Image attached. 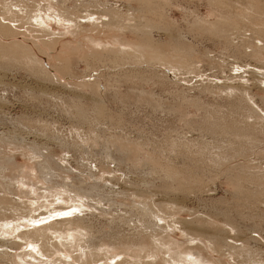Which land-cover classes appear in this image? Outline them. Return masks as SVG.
Here are the masks:
<instances>
[{
  "label": "bare ground",
  "instance_id": "1",
  "mask_svg": "<svg viewBox=\"0 0 264 264\" xmlns=\"http://www.w3.org/2000/svg\"><path fill=\"white\" fill-rule=\"evenodd\" d=\"M70 1L72 0H0V71H3L2 73L4 77L8 74H11L13 70L18 69H21L28 73L30 76H33L35 79H37V81L45 80L46 82V80H48L49 82L57 81L61 83L62 79L68 77L70 79L69 83L73 84L72 82L75 81L73 86L80 87V89L82 88L84 90H90L94 100L98 101L100 99L99 102H101L100 95L110 92L111 84L110 80H106L105 78L107 74H104V71L102 72V70L100 71L99 69H95V65L100 64L101 66H103L104 64L109 63L112 69L118 68L120 71L117 74L115 82H119V79L122 82L123 79L127 80L130 77L133 78V74H136V78H139L140 76L137 77V74L139 73L141 74V77H146L143 76V73L145 75V73H147L148 71L159 72L158 70L164 71V76L168 78H171L169 72L174 76V78L178 76V73L181 75L184 74L182 72H188V74L190 73L189 75H192L191 73H198L200 74L198 76L203 77L200 68L203 61H207V58L208 60H210L209 64H214V66L217 68L226 70V68L228 67V62L224 61L223 58H216L213 60L211 59L212 57L210 59L209 57H207L206 59H204V54L201 55L200 53H195V44L189 42V40H187L186 38L185 43L183 40L184 38H181L183 40V45H179V41H181L180 35L183 36V27L181 29V26H177L174 22V19L168 14H165L168 12L164 11L166 7L169 9V6L173 2V0H137V2H134L139 5L137 9L139 10L140 8V12L144 11V14L147 12H151L152 14L157 15L159 18L156 16V21L159 19V21H157L159 23H155L154 19L148 20L150 17L147 16L149 17L147 19V17L144 15L143 17H146V19L148 20L147 21L145 19L147 23L144 22L145 24L143 23V25L141 23L143 21L140 22L139 20L138 22L142 24H140L141 29L138 28V32L134 31V33L137 32L141 34L137 35L136 33L139 40L136 41V43H132L130 41H127V39L124 44L121 42L120 38H115L114 40H111V38L107 40L105 38V35H107L112 29H118V31H120L119 29L121 28V26L123 27V24H121L122 16L119 17L120 19H118L120 21L115 20V16H118V14H115V12L117 13V11L113 12L114 10L111 11V8L109 9L107 7V3H109L110 0H103V4H101L102 0H95V2H87L86 0H82V2L80 3V0H75L74 4H72V2L69 3ZM188 1L190 3L196 2L195 0ZM198 1H203L209 6L210 15L198 14L200 12H198V10H195L194 8L195 11L191 12L190 15V17L192 16L194 20L189 22V25L187 26L188 32L192 35L198 34L203 39L211 40L212 43L221 46L226 51L232 46V48L235 49L234 55H236L238 58H246L252 61L259 62V64L255 66H251V64L243 66L241 64H236L239 74H229L227 79L229 81L238 78L239 87L227 84L219 85L220 87H218L213 83L206 84L203 87V92H209L211 94L212 92H215V89H219L220 92H224L222 91L223 89L226 91V93L231 92L241 94V98L243 99V101H245L246 105L242 109V111H240L241 113L238 110H235L236 115L228 117L229 119L226 118V114L224 115L225 118L220 117V115L219 117L215 115L218 113V110L215 114L210 113V119L205 120L208 121V123H202L203 125L206 124V126H204L202 129L209 136V139H207V141L201 142L198 140L194 141L193 139L188 141V137L186 138L185 136H182V134H178L179 136H176L178 141L175 139L173 143L171 142L172 147H174L175 149H171L179 151L184 156L192 155L193 157H195V160L196 158L198 159L197 161L194 160L195 162H191V164L188 165L190 167H184L183 169H181V171L175 168L176 165L167 160H165L167 161L165 162L161 158L159 159L157 156L154 158L152 157V159H149L148 156H145L142 159V147L147 142L143 143L144 141L140 140L139 142H134V144L132 142V139L128 137L129 135H126L123 127H120L121 129L119 128V131H117V121H115V123L117 122V129H115L116 127H114V134L112 133L113 135L110 132L111 135L109 134L110 136H108V138L105 137V135L103 138V132H101L100 134H102V136H100L99 132H96L94 130V126L90 121L92 119L101 121V119L104 120V118L107 117L113 120L112 115L109 114L110 112L106 113L107 110H105V107L102 106L103 104L97 102L95 104V107L93 109H90V112H94L95 115V117L92 118L94 115H88L90 112H88L81 104H79V101L75 99V95L69 97L68 100L65 98L67 100L66 105L64 104L65 109L71 110L69 113L73 115V120H76L77 123L73 125L71 130V134L73 137H71L73 139L71 145L73 146V148L76 149V151H82L83 148H86L87 146L95 147L101 142H105V146L102 149L103 153L100 155V158H96V156H98L97 154H95L96 156L94 154L91 155V159L87 158V160H91V166L86 163L84 164V162L83 164H81L83 175L87 178L88 181L83 182L85 179H80L79 182L77 181L79 183V187L77 185H73L75 182H73V180H71L68 176H65L61 179L58 178L61 180V182H57L55 179H57L56 177H58V175H56L55 173V165L53 162L49 161L50 159H46L42 163L36 164L40 176L45 182L43 183L48 186L46 189L44 188V191H42L40 195L33 192V196H31V193L28 190L24 191L23 189L26 188H23L21 186V188H19L18 194V199H20L21 201L14 199L7 200V204L5 205L4 209L5 212H3L2 210L1 211L3 213L0 212V223L3 222L0 225L1 262L3 261L5 264H161V261L155 262L150 259V261L147 260L148 257H155L157 259L158 253L163 251L161 247H164L166 249L165 253L170 254L169 260H167V262L171 264H207L206 262H204L205 260L201 259L200 262L185 260L188 255H199L198 258L201 257L200 255L202 253H199L196 250L200 249L199 246H188L187 248L183 249L178 242L175 243V246H172L170 244V240L168 239V237H166V235H164V232H162L165 229V225L162 224L160 226L158 224V221L166 223L165 218L160 216L162 214L167 216L168 218L175 217V221H173L172 223L174 224V226H180L179 230L184 234V236L186 235L185 237L192 236L194 237V239L197 237H199V239L204 238L210 242L212 249L216 252L226 249L232 256L242 257V264L247 263V260L249 259L248 256L252 253V249L250 248L249 243L253 239L243 242V247L238 248L237 246H232L231 244H229V242H227L228 238H225V234L227 233L220 226L221 224L218 221L215 220L213 222H208L202 219L203 221H201L200 223H196L194 221L188 222L186 220H182L179 217L177 218V216H180L182 209L178 205H176L177 201L175 199L177 198H172L174 197L173 194L171 197L169 196L171 193L164 192L165 196L166 194H168L169 196V200L164 203H160L154 198L158 195V189H162L164 185L162 186V188L156 187V192L153 191V186L163 184V182L165 183V181H163L164 176L167 178V185L165 184L166 187H168L170 191H173L175 193L174 195H177L178 192L186 189L184 184L182 183V178H185V174H181L183 172H186V175H189L191 177V182L196 184V187H189L191 192L195 191L196 189L197 191H199L200 189L205 187L213 176V174L212 176L210 175L211 173L216 172L228 175L230 172H236L242 175L241 178H232L235 185L239 188V191L244 193L246 195V198H248L253 193V191L247 189L245 185L249 184L252 187H259L262 191L264 200V174L258 172H250L251 166H256V168H258L261 162L264 161V141H260L261 138H264V116H262L264 115V111L261 109L262 113L260 114L258 112L259 110L257 111L253 107L255 105L253 96L255 95L252 96L251 93V90L253 88H258L261 92L264 93V87H262V81L264 80V0ZM186 6H189V3ZM175 7L179 8L181 6L177 7V5H175ZM128 11L133 10L130 9ZM137 11H135V13L134 11L129 13L136 14ZM128 15L130 14H127V16ZM148 15L151 16L150 13ZM133 20H135V18ZM53 21L57 22V24L59 25L65 24L66 28L71 29L66 34L70 33L74 35L75 38H80L82 42L78 43L77 45L72 44V42L71 44H64L61 49H59L60 39L63 35H65V33H56L51 25V22L53 23ZM123 21H125V19ZM138 22L136 23L138 24ZM137 24L134 25V27H137L139 25ZM126 26L127 25H125V27ZM125 27L123 28V30L128 29V27H126V29ZM130 29L131 28H129V30L126 32L128 33ZM173 29L177 30L179 36H175V34L173 36L170 33L169 39L172 44H170L169 47L167 46V48L164 50V48L162 47L166 44L155 41L153 39V33L156 30L162 31V33H168L169 31L172 32ZM131 33H133V31ZM247 33H250V35H247ZM144 34L147 35V37L143 38L142 35ZM176 42L179 43L176 44ZM159 45H162L161 49L160 47L157 48ZM44 57L48 59L50 67H48L44 62ZM80 62H85L86 67L90 70L94 68L93 73L90 71V75H88L87 73H89V71L88 69H86L88 71L86 72L88 76L84 74V72L82 74H77V69ZM127 65L130 66L127 67ZM132 66L135 67L133 68ZM105 67L106 66H104L103 68ZM106 68L110 69V66H107ZM234 70L235 68L233 69L232 67L230 73ZM75 71L77 72L76 74ZM151 72L148 73L151 74ZM150 74L146 75L148 76ZM188 74L184 75V77L186 76V79H188ZM243 75L249 76L247 79H245ZM150 76L148 78L151 79ZM198 76L196 75L195 77ZM226 76L227 75H225V77ZM136 78L134 77L135 82L138 81ZM141 79H139V81ZM202 80L204 81V79ZM131 81L128 80V82L130 83ZM145 81L142 80V83ZM112 91L113 90H111V94ZM40 93L41 95L43 94V96H45L46 94L43 91H41ZM118 95L120 96L119 92ZM118 95L116 96L118 97ZM32 97L33 99H41L40 97L42 96H40L37 92H33ZM53 97L54 96H52V98ZM262 100L264 101V98ZM48 103H50V101ZM2 106L4 105L0 104V111L3 110ZM230 114H232V112ZM208 115L203 116L208 117ZM200 119L202 120V118ZM22 120V124L30 123V125L28 124L29 126H31V124L35 126L42 123L41 121H38L40 119L37 120L27 117H23ZM119 125L123 126L121 123ZM244 125H248L249 127L246 129L244 128ZM52 126L54 127L55 125H53L51 122L49 123L47 121H44V123H42V125L38 127L43 129L44 131L49 130V128H53ZM83 128L86 130H84ZM53 131H55V129ZM173 137L172 140L175 138ZM124 138L126 143L123 142ZM126 138L128 139L126 140ZM61 140L63 141V139ZM61 140H59L60 142H57L61 143ZM170 140H166V142ZM149 143H147L146 145H148ZM200 143H204L205 147L203 148L201 146V148L199 146ZM132 144L135 145L134 150L132 149L133 147H131ZM146 145L144 146L145 148ZM158 146V143L154 145V152L156 155H159L158 151L162 150L160 149V146ZM112 147H117V152L115 151L117 157L112 156V154L110 153ZM214 149H216L217 151H214ZM136 150L140 152L139 156L135 155ZM167 151H169V149ZM33 153L35 154V152ZM251 154L257 156H253L254 158L252 160H249V157L252 156ZM38 156L40 157V154ZM171 158L172 156L169 158L170 161ZM60 162L69 164L68 159H60ZM97 162L100 166L105 165V168H100L99 166H97ZM142 162L145 163L143 164ZM254 162H257V164H253ZM113 163L117 164L118 168L115 167L116 169L113 168L114 170H112L110 168V165ZM92 164H94L98 168L97 172L96 170H93ZM127 165L128 170H122L121 167L124 168V166ZM36 167H31L29 171L36 172ZM2 170L3 169H0V171ZM138 170L144 175L149 174L152 178L151 180H142L144 181V185L142 187L145 189H139L137 190L139 192L135 191L132 195H130L134 196L137 199H141L140 201H137L132 198V200L135 201H133L134 205L132 206L131 211L133 213L139 214V217L141 219H145V232L136 231V234H138L137 237H135V234L130 237H123L120 234L117 235L118 233L115 234V232H113L112 235L108 237L107 232L106 236L108 238L101 239V237L103 238V233L101 234L102 236L96 235L97 231L94 226L88 224L86 221L94 216L93 210L96 211L100 209L99 212L103 216L105 214H111L112 211L93 206L99 205L102 207V205L105 206L107 205V203H109L108 205L111 208L112 206L113 208L115 207V205L117 206L118 203H120L118 201L119 197H121L120 199H122L123 197L122 192L116 190V186H119L117 183H120L121 177L123 176L125 177V179L122 185L120 184L121 186L119 187H137L135 184L131 183V178L129 175L134 174V171ZM66 171L67 172L65 173L69 174L71 168L66 169ZM22 172L23 171H21L20 173ZM117 173H121V176H117ZM207 173H209V176ZM19 175L23 176L22 174ZM105 175H113V177L112 179H108L105 177ZM28 176H30V178L32 179L31 174H29ZM150 176L144 177L148 178ZM17 178L19 177L17 176ZM10 180L12 184V181L14 180ZM28 180L30 181V179ZM104 181L106 183H109L111 186L103 187L101 185V182L104 183ZM113 182H115L116 185H113ZM191 182L189 183L191 184ZM0 184L8 185V183L1 180ZM51 185H53V187ZM27 186L30 187V184L28 185L27 183ZM150 186L153 188L151 189ZM130 196H126V200L131 199ZM111 202L115 203L111 204ZM94 203L95 205H93ZM41 210H45L46 212L38 214L37 212H41ZM87 210L91 213H87ZM36 214H38V216H36ZM125 223L123 222V225ZM225 224L226 226H231L228 223ZM168 227L172 226L169 224ZM133 228L137 229L138 226H134ZM141 228H144V226H142ZM231 228L234 230L232 226ZM115 230H118V228L116 227ZM194 239L192 238V241ZM195 240L197 241V239ZM234 240L237 242L240 241L237 240V237ZM202 242L203 241L201 240L200 243ZM115 259H118L120 262L116 261ZM112 260L115 261L111 262ZM263 262L264 260H261V263L258 264H264Z\"/></svg>",
  "mask_w": 264,
  "mask_h": 264
},
{
  "label": "rangeland",
  "instance_id": "2",
  "mask_svg": "<svg viewBox=\"0 0 264 264\" xmlns=\"http://www.w3.org/2000/svg\"><path fill=\"white\" fill-rule=\"evenodd\" d=\"M86 1L87 2H95V0H86ZM195 1H196L195 3L194 2L190 3L188 0H187V2H186V0H173L171 5L169 6V9L166 7V9L164 10V11L168 12L165 14H168L169 16H171L174 19L175 24L177 26H181V29L183 27V36L180 35V39L184 38L183 39L184 43L186 42L185 40L187 39V40H189V42H192L193 44H195V48H194L195 53H198V54L200 53L201 55L204 54L203 55L204 59H206L207 57H209V59L212 57L211 59H213V60L216 58H218V59L223 58L224 61L228 62V67L226 68V70H223L222 68H217L214 66V64H209L210 60H208V58H207L206 59L207 61H205V62L203 61V63H202L203 65L201 64V68H200V71H201V74L203 75V77L198 76V75H200L198 73H196V74L191 73L192 75H189L190 73L188 74V72L187 73L182 72V73H184V74H182L183 76L178 73V76H176L175 77L176 79H175L174 76L169 72L171 78H168V77L164 76V74H163L164 71L158 70L159 72L148 71V72H151V74L147 72L144 75V73H143V76H146V77H141V74L139 73L140 75L137 74V77L138 76H140V77L136 78V76H135L136 74H133L134 77L138 80V81L136 80L137 82L134 81L135 80L134 77L133 78L130 77L127 80L121 79L123 82L122 83L120 81V79L118 80L119 82H115L117 74L120 71L118 68L112 69V67H111V65H109V63H106L104 65L102 64L103 66H101L100 64L95 65V67H94L95 69H99L100 71L102 70V72L104 71V74H107V76L105 78H106V80H110V84H111L110 92H108L107 94H102L104 97L102 95H100L102 103L99 102L100 99L98 101L94 100V98L91 95L90 90H84L82 88L80 89V87L73 86L75 83L74 80H72V81H74V82H72L73 84L69 83L70 79L68 77L65 79H62L61 83L57 82V81H54V82L50 81L49 82L48 80H46V82H45V80H42L43 81L42 82L41 80L37 81V79H35L33 76H30L28 73H26L25 71H23L21 69L13 70L11 74H8L5 77L2 73L3 71L2 70L0 71L1 72L0 79L2 77V79L0 80V104L4 105V106H2L3 110H1L3 113L0 111V169H3L2 171H0V180L8 183V185H6V184L1 185L0 184V212L1 213L5 212L4 209H5V205L7 204L8 199L9 200L14 199V200L21 201L20 199H18L19 198L18 197L19 188H21V186L23 188H26V189H23V188L22 189L24 191L28 190L31 193V196H33L34 193L40 195L41 192L44 191V188L45 189L47 188L48 185L44 184L45 182L42 179V177L40 176L39 170L36 167V164L42 163L46 159H50L49 161L53 162L55 165V169H56L55 173H56V175H58V177H56L57 179H55L57 182L60 183L61 182L60 179L64 178L65 176H68L71 180H73V182H75L73 185H77L78 187H79L78 182L80 179L81 180L85 179L83 182L88 181L87 178L83 175V169L81 167V164H83V162H84V164L86 163V164H89L91 166V160H87V158L89 159L91 157V155H93V154L94 155L97 154L98 156L95 155L96 158H100V155L103 153L102 149L105 146V142L100 141L101 143L95 147L87 146L86 148H83L84 151L83 150L82 151H76V149H74L73 146L71 145V143L73 142L71 130H72L73 125H75L77 123H76V120H73V115L69 113L71 110L65 109V105H66V101L69 99V97L74 96V95L76 97L75 99L77 101H79V104H81L84 107V109H86L88 112L91 111L90 109H93L95 107V104L97 102H99L100 104H103L102 106H104L105 110H107L106 113L110 112L109 114L112 115L113 120L107 117V118H104V120L101 119V121L100 120H94V119H92L90 121V122H92V124L94 126V130L96 132H99L100 136H102V134H100V133L103 132V136H102L103 138H104V135H105V137L108 138V136H110L113 133L114 127H116L118 125V129H117V127L115 129H117V131H119V128L123 127L126 135L127 136L129 135L128 137H130V139H132L133 143L139 142L140 140L144 141L143 143H145V142L149 143L150 142L148 145H146L147 143H145L146 148L144 147L145 145H143V147H142V151H141L142 159L145 156H148L149 159H152V157L154 158L157 156L159 159L161 158L163 161L167 160V161L171 162L172 164L176 165V167L175 166L174 167L177 168L178 170H181L184 167L188 168V167H190L188 165H190L191 162H195L198 160L197 158L195 160V157H193L192 155H185L184 156L179 151H175L174 150L175 148L172 147L173 141L175 139L177 140V137L181 134H182V136H185L186 138L188 137L187 138L188 141H190L191 139H193L194 141L198 140L201 142L207 141V139H209V136L202 129L204 126H206V124L203 125L202 123H204V122L208 123V121H205V120L210 119V117H209L210 113L215 114V113H217V110H218V113L215 115H217L218 117L220 115V117H224V118H225V116H227L226 118H228V117H232V116L236 115L235 110H238L240 112L246 106L245 101H243V99L241 98L242 95L239 93H231V92L226 93V91L223 89H222V91H224V92H220L219 89H217V90L215 89L214 90L215 92H212V94H211L209 92H207V93L203 92L204 91L203 87L209 83H213V84L217 85L218 87H220L219 85H226V84L227 85H233L235 87H239L238 86V82H239L238 78L228 81L227 77L229 76V74L235 75L238 73L237 65L241 64L243 66V65H247V64L250 65L251 64V66H255V65H258L259 62L252 61V60L246 59V58H238L236 55H234L235 49H233L232 46L226 51L221 46H218L215 43H212L211 40L203 39L198 34L192 35L191 33H189L187 26L189 25V22L194 20V18L192 16H191L192 18L190 17L191 12H194L197 9L198 12H200L198 14L210 15V8L207 4H205L203 1H198V0H195ZM71 2H72V4H74L75 0H72L69 3H71ZM80 2H82V0H80L79 3ZM134 2H137V0H133V1L110 0V2L107 3L108 6L106 4V6L109 9L111 8V11H113V10H114L113 12L117 11V13L115 12V14H118V16L117 15L115 16V20L120 21L118 19H120L119 17L122 16L121 24H123V27L121 26V28L119 29L120 31H118V29H112L107 35H105V38L107 40L109 38H111V40L112 39L114 40L115 38H120V40L123 44L126 42L127 39H128L127 41H130L132 43L133 42L136 43V41L139 40V38L137 36L139 34V33H137L138 32L137 29L138 28L141 29V25L144 22L147 23L148 20L154 19L155 23H157V24L159 23V22H157V21H159V19L156 21V18L158 17L157 15L152 14L151 12H147L145 14H144V11L140 12L141 9L139 8L140 11L137 9V7H139V5L137 3H134ZM188 3H189V6H186ZM101 4H103V0H102ZM191 4H194V5H191ZM175 5H177V7H179V6H181V7L176 8ZM186 7H188V8H186ZM101 8H103V7H101ZM194 8H195V10H194ZM130 9L133 10L134 13L137 10L139 12L137 11L136 14L129 13V12H133V11H128ZM186 11H189V12H186ZM119 12H121V13H119ZM139 13H143V14H139ZM149 13L151 14V16L148 15ZM127 14H130V15L127 16ZM141 15H142V17L145 15L146 17L149 16L150 18L147 17V19L149 18L147 20L146 17L142 18ZM152 16H154L155 18ZM129 17H131L132 20ZM126 18H127V20H126ZM134 18L136 21L133 20ZM124 19H125V21H123ZM141 19H143V20H141ZM139 20H140V22L143 21V22H141L142 24L140 22H138ZM134 22H135V24H134ZM136 22H138L139 25ZM118 23H116V24H118ZM136 24L140 27H138V26L134 27V25H136ZM51 25H52L53 30L56 33H61V32L65 33V35H63L62 38L60 39L59 49H61V47L64 44H68V43L71 44V42H72V44L77 45L78 43L82 42V40L80 38H75L74 35H72L70 33L66 34L71 29L66 28L65 24L64 25L60 24L63 26L62 27L59 24H57V22L53 21V23L51 22ZM125 25H127L126 27H128L127 30H123ZM130 25H132V26H130ZM126 27H125V29H126ZM129 28H131L130 31L132 30L133 33H134V31H137V32H135L133 34V33H131L132 31L131 32L129 31L130 33L129 32L127 33L126 31H128ZM118 32H120V33H118ZM121 33H122V35H121ZM136 33H137V35H136ZM170 33L173 36H174V34H175V36H179V33L177 32L176 29H173L172 32L169 31L168 33L167 32L162 33V31L156 30L153 33V35H154L153 39L155 41L165 43L166 45L165 46L163 45V47H162L165 50L167 48V46L169 47V45L172 44V42L169 39ZM184 34H187V35H184ZM188 34H190V35H188ZM139 35H141V34H139ZM247 35H250V33H247ZM142 37L145 38V37H147V35L144 34V35H142ZM183 40L181 39V41H179L180 43L176 42V44L179 43V45H183L182 44ZM77 41H79V42H77ZM161 46L162 45H159L157 48L160 47V49H161ZM206 52H208V53H206ZM223 54H224V56H223ZM43 59H44V62L47 64V66L50 67V63H49L48 59L45 57ZM92 66H94V65H92ZM104 66H106V67L110 66V69L109 68L107 69L106 67L103 68ZM129 66L130 65H127V67H129ZM231 66L233 67V69L235 68V70L230 73V70L232 69ZM132 67L134 68L135 66H132ZM94 68L92 70H90L89 68L86 67L85 62H80L78 69H77L78 73L75 71V74L76 73L82 74L83 72H84V74H86V72L89 71V73H87V74L90 75V71L93 73ZM86 69H88V71ZM105 69H107V70H105ZM185 73L188 74L187 75L188 79L185 78L186 76L184 77V75H186ZM146 74H150L153 77L150 75L147 76ZM196 75L198 77H195ZM225 75H227V76L225 77ZM149 76L151 77V79L148 78ZM243 76L245 79H247L249 75H243ZM139 79H141V80L139 81ZM191 79H192V82H191ZM202 79H204V81ZM208 79H210L211 81ZM67 80H68V82H67ZM128 80H130V81L132 80L131 83L128 82ZM142 80H144V81L146 80L145 81L146 84H145V82L142 83ZM212 80H213V82H212ZM133 81H134V83H133ZM262 82H263L262 87H264V80ZM119 83H121V84H119ZM201 83H202V85H201ZM64 84L65 85L67 84V85L65 86ZM81 90L83 93L81 92ZM111 90H113L112 94H111ZM41 91L46 93L45 96H43V94L41 95V93H40ZM72 91H74V92H72ZM33 92L39 93V95L42 96V97H40L41 99H39V98L33 99V97H32ZM116 92H117V94H116ZM118 92L120 93V96L118 95ZM251 93H252V96L255 95V96H253L254 97V103H255V105L253 107L257 111L259 110L258 112L261 114L262 113L261 111L262 110L264 111V101L262 100L264 98V93L261 92L258 88H253L251 90ZM116 95H118V97ZM52 96H54V97L52 98ZM114 98H116V99H114ZM175 99H177V100H175ZM196 100H197V102H196ZM1 101H3V102H1ZM49 101H50V103H48ZM25 102H27V103H25ZM60 102H61V104H60ZM195 102H196V104H195ZM43 103H45V104H43ZM168 104H170V105H168ZM175 104H177V105H175ZM165 106H166V109H165ZM172 111H174V112H172ZM207 112L209 115L207 114ZM220 112H221V114H220ZM231 112H232V114H230ZM66 113H69V114H66ZM88 115L93 116L94 112H90ZM203 115H208V117L203 116ZM262 116H264V115H262ZM23 117H27V118H31V119H37V120L40 119L38 121H41L42 123H44V121H47L49 123L51 122L55 126L54 127L52 126L53 127V128H51L52 130L49 128L50 131L44 130L45 131V133H44L43 129L38 127V126L42 125V123L37 124L35 126H33L32 124H31V126H29L30 123H26V124L23 123L22 124V121H23L22 118ZM94 117H95V115L92 118H94ZM200 118H202V120ZM228 119H226V120H228ZM115 121H117L119 124L121 123L123 126L119 125L117 122H116L117 123V125H116ZM99 122H101V123H99ZM200 125H202V126H200ZM190 126H192V127H190ZM248 127H249L248 125H244V128L247 129ZM54 129H55V131H53ZM84 130H86V129H84ZM110 130H112V131H110ZM110 132H111V134H110ZM48 133H50V134H48ZM3 135H5V136H3ZM44 135H46V136H44ZM168 135L170 137L173 135L175 138L172 136L174 138L172 140V137L170 138ZM139 138H143V139H139ZM61 139H63V141ZM127 139L128 138H126V140ZM59 140H61L64 143H62V142L59 143L60 142ZM166 140H170V141L166 142ZM57 141H59V142H57ZM68 141H69V143H68ZM260 141L263 142L264 138H261ZM123 142L126 143L125 138L123 139ZM164 142H166L167 145ZM125 143H123V144H125ZM154 143H156V144L158 143L160 146V149H162V150L158 151L159 155H156L154 152V145H156ZM160 143H161V145H160ZM134 144L131 145V147H133L132 148L133 150H134V146H135ZM162 144H163V146H162ZM169 144H171V145H169ZM199 146L200 147L202 146L203 148L205 147L204 143H200ZM164 147H166V148H164ZM116 148L117 147H115V148L112 147V150H110V153L114 157H117L116 156L117 155L116 154V152H117ZM171 148H174V149H171ZM165 149H167V150L169 149V151H167ZM138 150H139V148H138ZM138 150H136V154H135L136 156L137 155L139 156V154H140V152ZM172 150H174V151H172ZM215 150L216 149H214V151ZM33 152H35L36 156ZM39 154H40V157L38 156ZM251 155L252 156L249 157V160H252L254 157L257 156V155H253V154H251ZM163 156H165L166 159ZM171 156H172V158L170 161L169 158ZM182 156H184L186 158H184ZM187 156H188V158H187ZM191 158H193V159H191ZM60 159H68L70 166H69V164H66L65 162L64 163L60 162ZM83 159H84V161H83ZM70 161H73V162H70ZM167 161H165V162H167ZM56 162H58V163H56ZM97 164H98L97 166H99L100 168H105V165L100 166L98 162H97ZM164 164H166V163H164ZM253 164L256 165L257 162H254ZM66 165H67V167H66ZM31 167H33V168L36 167V172H34V171L30 172L29 170L31 169ZM95 167L96 166L94 164H92L93 170L94 171L96 170V172H97L98 168L96 167V169H95ZM115 167L118 168V165L114 164V163L110 165V168L112 170L116 169ZM69 168H71V171L69 174L67 173L68 174L67 175L65 172H67L66 169H69ZM121 168L124 171L128 170V165L124 166V168L123 167H121ZM63 170H65V171H63ZM21 171H23V172L20 173ZM27 171H28V173H27ZM134 172H135L134 174H130L129 176L131 178L130 179L131 183L135 184L137 187H133V186L119 187L122 185V183L125 179V177H123V176L121 177L120 183H117L119 186H116V190L121 191L123 194L122 199H120L121 197H119L118 201L120 203H118L117 206L115 205L114 208H113V206L111 208L108 205L109 203H107V205H105V206L102 205V207L99 205H95V203L93 204V205H95L93 207L104 208L106 210L112 211L111 214H109V215L105 214L103 216L99 212L100 209H98L96 211L93 210L94 216L86 221L88 224H91L92 226H94V228L97 231L96 235L100 236L103 233V238L101 237V239L108 238L110 235H112L113 232H115V234L118 233L117 235L120 234L123 237H130L133 234H135V237H137L138 234H136V231L137 232L138 231L145 232L144 231L145 230V225H144L145 219H143V218L141 219L139 217V214L133 213L131 211L132 210L131 208L134 205L133 201H135V200L140 201L141 199H137L134 196H130V195H132L133 192H135V191L139 192V191H137L139 189L140 190L145 189L142 187L144 185L143 184L144 181H142V180H151L152 178L149 174L144 175L139 170L134 171ZM250 172H258V173L264 174V161L261 162V164L259 165L258 168H256V166H251ZM23 173H25V174H23ZM12 174H14V175H12ZM19 174H22L23 176H21ZM27 174L28 175L31 174L33 180ZM181 174L182 175L185 174L184 175L185 178H182V183L184 184L186 189L181 191V192H178L177 195H174L175 193L173 191H170V189L168 187H166L167 178L164 176L163 181H165V183L163 182V184H158L157 186H153L154 188L150 186V188L151 189L153 188V191L156 192V187L162 188V186L164 185L162 189H160V190L158 189V191H159L158 195L159 196L158 195L155 196L154 197L155 200H158V202H160V203H164V202H167L169 200L168 197L169 196L172 197V194H173L174 197H172V198H174V199L177 198V199H175L177 201L176 205H178L182 209L180 216H177V218L179 217L182 220H186L188 222L194 221L196 223H200L203 220H206L208 222H213L215 220L218 221L221 224L220 226L227 233V234H225V238H228L227 242H229V244H231L232 246L234 245V246H237L238 248H240V247H243V242H246V241H249L250 239L251 240L253 239L249 243L250 248L252 249V253H251V255L248 256L249 259L247 260L246 264L261 263V260H264V200H263V194H262L261 189L259 187H256V186L252 187L249 184L245 185L247 189L253 191V193L248 198H246V195L239 191V188L235 185V183L232 180V178H241L242 177L241 174L236 173V172H230L228 175H224V174L214 172V173L210 174L211 176L213 174V176L211 177V180L208 182V184L205 187H203L199 191H197V189H196L195 191L191 192L189 187L190 188L196 187V184L191 182L192 181L190 179L191 177L189 175H186V172H183ZM207 174L209 176V173H207ZM116 175L121 176V173H117ZM143 175L144 176H150V177H148L149 178L148 179L147 177H144ZM17 176L19 178H17ZM25 176H26V178H25ZM105 177L108 179H112L113 175H105ZM132 177L134 180L132 179ZM7 178L14 180V181H12V184L10 182L11 180L7 179ZM58 178H60V179H58ZM206 178H207V176H206ZM28 179H30V181ZM8 180L10 183L8 182ZM19 181H21V182H19ZM25 181H26V183H25ZM189 182H191V184ZM27 183H28V185L30 184V187L27 186ZM101 183L100 184L103 187L111 186L109 183H106L105 181H104V183L103 182H101ZM38 184H40V185H38ZM23 185H25V186H23ZM53 185H55V184H53ZM53 185H51V186L53 187ZM113 185H116V183L113 182ZM164 187H165V190H164ZM32 189H34L35 191ZM36 190H38V191H36ZM164 192L165 193L169 192L171 194L169 196H168V194H166V196H165ZM126 196H130L131 199L126 200ZM132 198L135 200H132ZM42 201H44V200H42ZM113 203H115V202H113ZM113 203L111 202V204H113ZM155 209H156V207H155ZM45 212H46L45 210H41V212L39 211L37 213L40 214V213H45ZM48 212H50V211H48ZM88 212L91 213L90 211L87 210V213ZM38 214H36V216H38ZM133 215H134V217H133ZM160 216L165 218L166 223H164L162 221L161 222L158 221V224L160 226L162 224L165 225L164 226L165 229L162 232H164V235H166V237H168V239L170 240V244L172 246H175V243L178 242L183 249L187 248L188 246H190V247L199 246L200 247V249H196V250H197V252L202 253L200 255L201 257L198 258L199 255L198 256L188 255L185 260L200 262V259H201V260H205L204 262H206L207 264H242L241 263V261L243 259L242 257H236V256L234 257L231 254H229L226 249H223V251L221 250L219 252H216L215 250L212 249L210 242L204 238L199 239V237H197V238H195V239H197V241H196L194 239V237H192V236L185 237L186 235L184 236V234L181 233V231L179 230L180 226L179 225L174 226V224L172 223L173 221H175V219H174L175 217L174 218H168L167 216L162 215V214ZM40 218H43V217H40ZM128 220H130V221H128ZM123 222L124 223L126 222V223L123 225ZM2 223L3 222H1L0 225ZM225 223H228L229 225H231L234 228V230L231 228V226H226ZM140 224L142 226H144V228H141L142 226ZM169 224L172 227H168ZM134 226H138V228L134 229L133 228ZM116 227L118 228V230H115ZM119 231H121V232H119ZM106 233H107L108 237L106 236ZM236 237H237V240H240V241H238V242L235 241L234 239H236ZM192 238L194 239L193 241H192ZM198 240H199V242H198ZM201 240L203 241L202 243H200ZM161 248L163 249L164 252L162 251V252L158 253L157 259L155 257L154 258L148 257V260H147V258H146V260L147 261L153 260L155 262L161 261L162 262L161 264H171V263L167 262V260H169L170 254L165 253L166 249L164 247H161ZM115 260L119 261L120 258H119V260L118 259H115ZM114 261L112 260L111 262H114ZM0 262H1V260H0ZM2 263L5 264L3 261L0 264H2Z\"/></svg>",
  "mask_w": 264,
  "mask_h": 264
}]
</instances>
